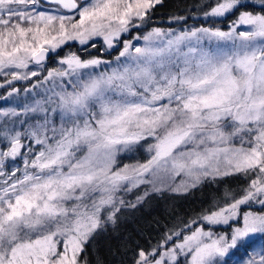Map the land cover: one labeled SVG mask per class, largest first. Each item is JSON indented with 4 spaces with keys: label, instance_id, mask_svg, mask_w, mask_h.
I'll return each mask as SVG.
<instances>
[{
    "label": "snow or ice",
    "instance_id": "snow-or-ice-1",
    "mask_svg": "<svg viewBox=\"0 0 264 264\" xmlns=\"http://www.w3.org/2000/svg\"><path fill=\"white\" fill-rule=\"evenodd\" d=\"M162 2L0 0V75L9 86L38 77L49 54L70 41L87 49L100 38L102 48L118 52L115 66L69 53L43 78L53 84L43 104L0 111L7 118L0 125V264H88L86 245L116 224L122 207L149 195L126 204L121 193L141 185L182 193L235 174L247 179L239 196L226 192L222 206L140 249L135 264H228L233 250L264 237V0L208 5L205 18L236 16L227 30L154 27L122 40ZM29 113H43V122L20 120L24 131L14 120L10 126ZM145 144V162H118V154ZM18 157L23 168H6ZM177 176L185 179L168 184ZM216 225L229 231L216 233ZM245 264H264V250Z\"/></svg>",
    "mask_w": 264,
    "mask_h": 264
},
{
    "label": "trees",
    "instance_id": "trees-1",
    "mask_svg": "<svg viewBox=\"0 0 264 264\" xmlns=\"http://www.w3.org/2000/svg\"><path fill=\"white\" fill-rule=\"evenodd\" d=\"M214 2L215 0H163L162 4L157 5L152 10L148 25L173 26L177 23L201 25L210 22L224 25L235 20L236 16L210 18L209 20L197 16L208 10L207 6L214 4ZM175 17H184L185 19L180 22L170 21ZM168 19L169 22H166ZM77 43L69 42L62 49H58V52L61 53L66 50L82 58L97 55L108 58L116 52L115 50L100 51L99 43L96 44L95 48L83 50L76 46ZM53 55L55 53H51L46 65L52 63ZM37 118L42 122L43 118L39 116L26 122L31 124L33 120L36 123ZM133 157L134 155L127 160L132 161ZM246 187L247 179L242 174H235L215 180H204L197 187L190 188L187 192L175 193L166 189L161 192L150 191L143 202L135 208L122 207L117 213L116 224H106L104 230H101L86 245L85 252L88 264H133L140 249L150 251L163 241L165 234H168L170 229L183 228L185 222L198 218L209 209L222 206L226 200V192L238 196ZM259 208L252 207V209Z\"/></svg>",
    "mask_w": 264,
    "mask_h": 264
},
{
    "label": "rangeland",
    "instance_id": "rangeland-1",
    "mask_svg": "<svg viewBox=\"0 0 264 264\" xmlns=\"http://www.w3.org/2000/svg\"><path fill=\"white\" fill-rule=\"evenodd\" d=\"M46 7L50 8L52 6L47 5ZM204 12L198 14L197 16L202 17L203 19H208V20L210 18L211 19L216 18V17L205 18ZM170 21L180 22L181 20L173 19ZM166 22H169V19ZM230 24H231V22L224 24V25L214 24L212 22L207 23V24H201V25L194 24V23H187L185 25L184 24L182 25L180 23H177V25H173V26L148 25V24H146V25L142 26L139 30L133 29L130 33L123 34L122 40L125 38L131 40V39H133V37H135L137 35H142V34L146 33L147 31H150L154 27H159V28H162L164 30L171 29V30L179 32L182 30L192 29V28H196V27L220 28L221 30H227ZM98 39H99L100 51H102V52L112 51V50L106 49V46H104L102 48L103 41L100 38H98ZM70 42H72V41H70ZM133 43L136 44L137 46H139V45L143 44V41L142 40L141 41L133 40ZM76 46H78L80 49H83V50L85 49L79 43H77ZM204 46L205 47L214 46V42L212 45H209V43L207 41H205ZM117 47L122 49V44L117 45ZM87 49H89V48H87ZM67 54H69V52L64 50L61 53H59V55H57V54L53 55L52 59H51L52 63L50 65H46L47 62L44 63L43 71L40 72V75L38 77H32L29 80L13 81L11 86H9L8 84L5 83V80L10 79V77H5L3 75H0V84L4 85L3 87H0V90H3V91H0V111L5 110V109L14 108V109H16V111L22 113L23 108L26 104L32 105L36 101H41V103L43 104V102L47 99V96L51 95V91H46V90H51L53 88V84L51 81H49L47 83H41V82L43 81V78L47 75V72L49 70L56 69V68L60 67L59 60L61 58H63L64 56H66ZM116 55H118L117 51L114 52V54L108 58L101 57V55H97V56H99L100 58H102L104 60L113 62L112 66H115V56ZM84 59H87V58H84ZM29 68H30V70H38L39 66L33 64V65H30ZM104 70H105V66H101L99 69H95L94 71L101 72ZM17 84L19 85V87ZM33 85H39V86L33 88ZM13 88L18 89L19 91L14 92L11 96H9L8 93L12 92ZM26 89H28L30 91H25ZM55 90L59 91V88H56ZM44 107H50V105L44 104ZM49 115H51V113H49ZM37 116L43 118V113H29L27 116L22 114L20 117L9 119L8 122H9L10 126H12V121L13 120L16 121L14 127L20 131H24V128L27 126V124L21 125L19 123V121L20 120L29 121L33 117H37ZM5 119H7V118H0V125H2L4 123ZM42 122H43V120H42ZM34 123H35V121L32 120L31 124H34ZM55 123H56V126L59 127V125H60L59 118H57L55 120ZM28 142L29 141L25 140V143H28ZM133 155H134V157H133L132 161L127 160V158H129ZM149 155L150 154L147 151V144H145L143 148H140L135 152H132V153L122 152V153L118 154L117 159H118V162L120 164H130L131 165V164L145 162L149 158ZM5 166H6V168H8L7 166L12 167V168H15V167L23 168V161H22V159H20L18 157L16 161H12V160L6 161ZM182 179H185V178L182 176H177L173 179H170L168 181V184H172V185L179 184ZM165 189L167 190V188H165ZM146 190H148V192H150L151 186L150 185H141L139 188L133 189V191H131V192L121 193L120 195L126 201V203L135 202L137 196H143L144 192ZM252 207H260V206L259 205H252L251 206V210L258 211L259 209H252ZM247 210H249L248 206H242V211H247ZM230 223H232V222H230ZM195 226L196 225H194L193 227H195ZM212 230L216 233H226L229 231V226L228 225H216V226H212ZM253 240L255 242L252 244L251 247H241L239 249L233 250V252L230 253L229 256L227 257L228 264H245V261L247 260L248 256L252 255L254 251L260 252L261 250H264V237L254 236ZM170 246H171V243H169V245H167L166 247H170ZM133 264H135V262Z\"/></svg>",
    "mask_w": 264,
    "mask_h": 264
},
{
    "label": "water",
    "instance_id": "water-1",
    "mask_svg": "<svg viewBox=\"0 0 264 264\" xmlns=\"http://www.w3.org/2000/svg\"><path fill=\"white\" fill-rule=\"evenodd\" d=\"M50 56H51V53L49 54V57L46 59V61L44 63H46L48 61V59L50 58Z\"/></svg>",
    "mask_w": 264,
    "mask_h": 264
}]
</instances>
